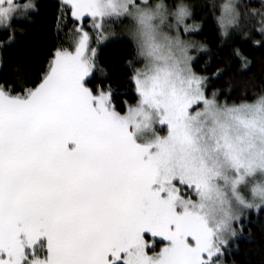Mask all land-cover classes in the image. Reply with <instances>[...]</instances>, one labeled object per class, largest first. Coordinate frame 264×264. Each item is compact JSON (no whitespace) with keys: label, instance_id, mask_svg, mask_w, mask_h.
I'll return each instance as SVG.
<instances>
[{"label":"snow or ice","instance_id":"6c2138e0","mask_svg":"<svg viewBox=\"0 0 264 264\" xmlns=\"http://www.w3.org/2000/svg\"><path fill=\"white\" fill-rule=\"evenodd\" d=\"M251 3L211 4L213 47L192 38L202 24L189 23L187 0H57L65 40L42 69L0 77V264H226L237 241L253 242L248 225L264 216V87L239 103L208 91L234 61L238 72L252 67L237 33L264 50V0ZM36 11L35 0H0V68L14 22ZM125 36L136 99L118 107L111 82H89L107 75L99 45ZM200 54L204 68L222 66L197 71Z\"/></svg>","mask_w":264,"mask_h":264},{"label":"trees","instance_id":"16d2710c","mask_svg":"<svg viewBox=\"0 0 264 264\" xmlns=\"http://www.w3.org/2000/svg\"><path fill=\"white\" fill-rule=\"evenodd\" d=\"M187 2L193 5L192 21L202 24V28L196 31L198 39H207L215 47L219 43V38L215 17L210 11V6L217 0H187ZM254 2L257 3V1ZM35 3L37 11L33 13L31 22L27 20L14 22V27L18 30L16 32L17 41L2 52L3 67L0 68V77L10 75L17 65L22 67L30 65L33 71L42 69L46 64L49 51L65 40L64 34L58 33L56 29L57 0H35ZM19 29L25 31L22 33ZM4 38L5 33L0 30V39ZM234 44L254 58L251 69L238 72L239 61H234L230 69L219 78L210 81L208 91L211 92L214 88H218L221 100L227 99L229 102L237 103L242 100L250 102L264 87V62L261 59L264 56V50L251 47L250 42L242 41L238 33L234 36ZM227 51L225 47L222 54ZM131 56L132 42L127 37L113 39L103 44L99 47V63L107 69V75L96 71L89 82L90 86L111 82L117 89L115 100L118 107H123L119 104L122 98H126L129 102H135L136 99L125 84V78L131 73L124 65V61L130 59ZM206 59L207 56L200 54L194 64L197 71L210 75L217 66H222L220 61L213 59L204 68ZM229 85H231V92L225 93ZM121 93L125 95L122 96ZM248 227L252 230L253 242H248L246 239L237 241L238 246H233L224 257L226 264H264V216L259 218L253 216L252 223Z\"/></svg>","mask_w":264,"mask_h":264},{"label":"rangeland","instance_id":"374dc122","mask_svg":"<svg viewBox=\"0 0 264 264\" xmlns=\"http://www.w3.org/2000/svg\"><path fill=\"white\" fill-rule=\"evenodd\" d=\"M254 1H257V3H255ZM166 2H171V0H166ZM217 2H219V0H217ZM250 6L253 7V8H259L260 7L259 0H252V3H251ZM192 22L193 21H189V23H192ZM128 25H129V21H127V20L116 21V22L113 23V26L116 28L117 31H121L123 28H126ZM125 37H121V38H125ZM192 38L195 39V40H199L198 37H197V35H196V31L192 33ZM110 40H113V39H110ZM107 42L108 41L102 42L99 45V47L102 46L103 44L107 43ZM149 242L151 243V241H149ZM160 246H162V245H157L156 250H159V247Z\"/></svg>","mask_w":264,"mask_h":264}]
</instances>
